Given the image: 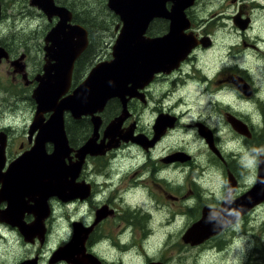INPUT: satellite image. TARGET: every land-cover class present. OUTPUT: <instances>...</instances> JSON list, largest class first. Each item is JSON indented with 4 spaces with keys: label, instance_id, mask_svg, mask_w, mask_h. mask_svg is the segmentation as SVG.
<instances>
[{
    "label": "flooded vegetation",
    "instance_id": "obj_1",
    "mask_svg": "<svg viewBox=\"0 0 264 264\" xmlns=\"http://www.w3.org/2000/svg\"><path fill=\"white\" fill-rule=\"evenodd\" d=\"M13 1L14 8H22L21 15L25 14L26 18L37 23L34 24L36 30L19 40L8 36L0 38V48L7 53V59L2 57L0 60V69L11 79H8L11 84L6 88L7 92L21 88L30 92L32 98V91L38 83L36 77L43 74L46 64L65 58L50 55L51 42L45 40L47 32L60 22L61 17L47 13L37 0ZM51 1L58 8L68 11L67 26L81 27L87 37V42L72 45V53L76 55L63 97L72 93L96 64L113 59V47L117 44L115 40L123 21L118 13L109 8L108 0L98 2V6L103 8H99L101 12L97 14L101 15L102 26L96 29L91 24V12L80 9L78 3ZM174 1H162L159 5L163 8L159 11H172ZM207 5L212 11L209 14V10L208 17L201 18L199 13ZM3 9V0H0V20ZM167 13L153 15L148 20L142 34L145 39L152 40L170 31L171 20ZM183 13V24L187 27L182 33L191 37L190 42L152 40L126 45L132 62V81L128 86H131L134 95L127 99L125 117L116 130L118 134L112 136L108 126L122 115L119 97L108 99L102 109L94 113L99 117L94 143L102 148L100 153L84 156L74 180L80 185L81 196L64 201L55 195H48L43 202L35 188L32 187V193L27 192L25 184L19 185L18 179L10 176L17 169L12 165L19 162L20 156L27 154L34 145L38 131L32 130L36 104L34 113H30L31 119L23 124L19 132L12 131L9 125H0V189L2 184H10L6 186V194H3L9 195V198L0 197V227L4 229L3 232L0 230V246L5 243L3 240H9L4 245H7V250L0 257V264L7 259L9 264H121L104 254L102 245L107 239L110 240V248L116 247L120 254L135 247L134 255L146 258L148 252L143 251V246L148 250L147 244L153 235H170L167 230L163 232L162 226L154 230L156 223L152 221L153 213L161 216L166 209L160 202L168 198L170 185L178 191V196L174 198H183L184 209L167 216L168 223L170 219L185 216L190 222L180 237L183 243L190 247L222 251L232 245L234 237L241 236L240 242H244V237L249 238V230L239 226L246 225L248 228L246 223L250 213L264 205V200L238 212L230 223L198 243L186 242L183 235L202 218L203 210H219L229 193L228 200L233 201L247 192L256 180L259 167L264 168V0H193ZM218 19L221 21L218 22ZM216 26L228 27L227 42H217L214 38L210 27ZM103 31H107L105 36L110 34L112 40L93 42L97 33ZM53 46V50L58 49ZM35 49L37 60L32 62L31 53ZM219 51L222 58L227 57L228 61H219ZM16 59L12 66L10 62ZM61 68L63 66L57 65V72H61ZM200 96L207 98L204 110ZM30 97L23 96L25 101ZM3 99L0 98V105H4ZM30 104L32 106V101ZM49 114H41L44 121ZM92 122L90 114L76 118L69 111L64 112V129L71 148L63 159L65 163L76 160L77 149L93 133ZM201 131L206 134H201ZM124 133H128L127 138H123ZM187 134L193 137L195 146L199 144L198 154L194 155L191 148L182 147L179 143L177 147L167 148V143L170 147L174 141H183ZM53 148L52 142H45L47 154ZM180 171H187L185 179L171 183L169 173L173 175V172ZM229 178L233 188L228 187ZM60 220L67 221L68 232L56 241ZM75 223L80 230L79 235L83 237L82 245L79 244L82 246L80 254L89 257L86 261L78 257L77 261H80L77 263H71L62 256L55 259V251L71 240ZM21 227L28 231L23 232ZM14 245L23 249L19 256L18 252L13 257ZM11 246L13 249L10 251ZM70 249L74 251V248ZM163 259L147 258L145 264H167Z\"/></svg>",
    "mask_w": 264,
    "mask_h": 264
},
{
    "label": "water",
    "instance_id": "obj_2",
    "mask_svg": "<svg viewBox=\"0 0 264 264\" xmlns=\"http://www.w3.org/2000/svg\"><path fill=\"white\" fill-rule=\"evenodd\" d=\"M37 1L39 6L47 10V13L57 14L61 17L60 22L47 32L45 40L51 42L49 46L51 48L50 55L56 56L55 58L61 55L63 57L65 56V58H61L52 64L47 63L43 74L36 77L38 83L31 94L36 103L32 130L38 129V131L34 139V145L30 151H27V159H20L19 162H15L12 168L17 169L11 172L12 175H9L11 177H16L19 185L22 186L25 184L27 187L25 191H30V193H32L33 188H35V190L39 192L43 202L46 201L48 195H55L61 200L66 201L70 198L81 196L79 193L81 189L80 185L75 184L74 180L79 173L84 156L87 153H100L102 148V146L98 148L100 145L94 143L97 123L99 122V117L94 115V113L101 110L108 99L119 97L122 102V115L121 117H116L108 126L110 133L113 132V134H111L112 136L114 133L118 134L116 130L119 126V122L125 117L124 112L127 110V99L134 95L131 86H128L129 82L132 81L130 77L132 62L129 58L131 56L130 53H128L130 49L127 47V44L130 45L129 42H152V40H158L160 42H164L163 40H166V42L172 40L190 42L191 37L182 33V30L187 27V24H183V10L191 4L193 0H175L172 11L168 13L159 11V9L163 8V6L159 4L165 0H108L109 8L118 13L123 21V27L115 40L117 44L113 47V59L109 62L96 64L91 68L89 74L81 84L72 93L63 97L62 94L65 93L70 82L71 66L76 55L72 53V45H76V42H80V44L82 42H87L86 32L76 25H74V27L67 26L66 21L69 19V13L66 9L58 8L51 0ZM166 13L171 20L170 31L166 35L152 40L145 39L142 34L148 20L153 15H162ZM80 44L79 46H82ZM53 45L57 46L59 50H53ZM124 47L127 49H123ZM61 49H63V51ZM2 57L7 58V53L3 48H0V60ZM17 60L18 59L12 61V64L14 65ZM57 65L63 66V68L59 70L61 72H57ZM65 111H69L76 118L81 115L90 114L93 121V133L91 137L77 149L75 154L76 160L70 163H65L63 160L64 157L68 156L69 151H71L64 129ZM46 112L50 114L44 121L41 114ZM127 134L128 133H124L125 137H123L122 134L121 136L127 138ZM201 134H206V132L201 131ZM47 141L54 144L52 152L48 154L44 150V144ZM25 161L27 162L25 163ZM23 170L25 174H23ZM34 176H36L35 180ZM7 185L10 184H2L0 197L9 198V195H3L8 191L6 189ZM229 186L233 188L231 178H229L228 181V187ZM11 187L14 189L13 186ZM11 187L9 189H11ZM229 195L230 193L227 195L226 201L222 203L219 210H203L204 213L202 218L192 224L183 235V239L186 242L194 244L202 241L230 223L238 212L250 209L256 203L264 200V168L259 167L256 180L247 192L233 201L228 200ZM99 217L100 216H98V218ZM37 224L40 225V223ZM74 227L75 229L71 240L53 254L55 259L62 256L71 263H77L80 261H77L78 257L82 260L85 258L84 261L89 257V255L83 256L80 254L82 246L80 247L79 244L82 245L83 237L79 235L80 230L77 229L76 223ZM21 230L25 232L26 228L21 227ZM70 248H74V251H71ZM149 264H161V262H151Z\"/></svg>",
    "mask_w": 264,
    "mask_h": 264
},
{
    "label": "rangeland",
    "instance_id": "obj_3",
    "mask_svg": "<svg viewBox=\"0 0 264 264\" xmlns=\"http://www.w3.org/2000/svg\"><path fill=\"white\" fill-rule=\"evenodd\" d=\"M70 1L72 4L78 3L79 8L85 11H89L90 17L95 18V21L98 23L94 25L91 24L96 28L102 26V20L100 19L101 15H97L101 11L99 10L103 8L98 6L99 0H67ZM3 18L0 20V38L9 37L10 39L19 40L24 37L27 33L31 32L32 30L35 31L34 24H37L33 21H30V18H26L25 14L21 15L20 11L22 10L21 7L14 8V1L13 0H3ZM202 9V7L199 9ZM91 10V11H90ZM210 10V12H209ZM210 5L204 7V9L199 13L201 18L205 16L208 17L211 13ZM209 12V14H208ZM28 13V12H26ZM206 14V15H205ZM216 18V17H215ZM101 20V21H100ZM221 19H218L220 22ZM213 31V36L217 40V42H224V40L229 39L228 35V27L222 28L221 26L218 27H210ZM103 32H105L103 34ZM99 32L96 35V38L93 39V42H109L112 40L113 37L110 38L109 36H105L107 31ZM103 34V35H101ZM7 37V38H8ZM14 44L24 43V45L29 44L30 42H12ZM102 44L100 45V48ZM222 51V49H219ZM219 51V61H228V58H222V53ZM222 58V59H221ZM37 60L36 58V49L31 53V61L34 62ZM1 62V61H0ZM12 65V62H10ZM219 64V63H218ZM13 66V65H12ZM10 78L6 77L3 71L0 69V98L4 97L3 104L0 105V125H9L10 129L14 132H19L22 129L23 124L30 118V113H34V102L30 97L29 93L26 90L19 88L20 90L15 89L8 91L6 88L10 87L11 82ZM27 95L30 97L28 101H25L23 96ZM201 103V108L204 110L206 108L207 98L204 96H200L199 98ZM32 101V106L30 102ZM31 119V118H30ZM224 134H221V136ZM192 138L189 134L183 137V141H174V145L169 147V143H167V148L171 149L172 146L177 147L176 145L179 143L185 147L191 148L193 154H198V146L193 144ZM198 143V142H197ZM189 145V146H188ZM194 146V147H192ZM206 155L203 156L205 158ZM21 159H27L26 153L20 156ZM27 161H25L26 163ZM254 162V159L251 161V164ZM187 171H180V172H172L169 173V179L171 183L175 180H183ZM206 175H211V173H207ZM215 177V176H214ZM202 179V178H201ZM201 179L198 181L200 182ZM244 181V180H243ZM170 193H167L168 198H165V201L159 202L165 206V210L162 212L161 216H158V213H153L152 221L156 223L153 226V229L156 230L160 229L158 226L163 227V232H167L170 234L167 236L166 234H160L159 236H152L148 242V250L143 246V251H147L146 258L142 256H135L136 253L135 247L128 248L127 252L120 254L116 247L110 248V240L107 239L106 244L102 245L105 248L104 254L111 258H114L116 261H119L121 264H145L146 259H153L158 260V258H164L167 264H263L264 258V205L257 207L253 212L250 213L248 217V228L246 225L242 227L239 226L240 229H247L249 230V238L244 237V242L239 241V236L232 238V245L228 246V248L217 251V249H205L203 247H190L188 244H185L181 240V235L184 229L190 225V222L187 221V218L181 217V219L175 217V219H170L168 223V217L174 211H181L184 209L183 198L178 197L174 198L176 195L178 196V191L173 190L170 185ZM215 190V186H214ZM138 197V192H136ZM141 199V198H140ZM140 199H137L138 201ZM132 200V199H131ZM148 205H145V207ZM183 207V208H182ZM80 210H82L80 208ZM72 211V210H71ZM182 213V212H181ZM183 214V213H182ZM167 227L165 228V226ZM0 230L3 232L4 229L0 227ZM57 235H55V239L60 240L63 236H65L68 232V223L67 221H59V224L56 228ZM157 231V230H156ZM177 237V238H176ZM176 239V242H175ZM5 243L0 246V257L3 253L7 250V245L4 246L9 242V240H3ZM1 241V242H3ZM123 241V240H120ZM172 242H175L172 245ZM145 244V243H144ZM13 249V246L10 247V251ZM30 247L27 249L29 250ZM19 252V253H18ZM23 252L22 248L15 247L13 250V257L14 255L19 256ZM12 257V256H11ZM109 262V260H107ZM9 259L4 261V264H9Z\"/></svg>",
    "mask_w": 264,
    "mask_h": 264
},
{
    "label": "trees",
    "instance_id": "obj_4",
    "mask_svg": "<svg viewBox=\"0 0 264 264\" xmlns=\"http://www.w3.org/2000/svg\"><path fill=\"white\" fill-rule=\"evenodd\" d=\"M91 22L94 23V25H97L98 23L95 21V18H91Z\"/></svg>",
    "mask_w": 264,
    "mask_h": 264
},
{
    "label": "bare ground",
    "instance_id": "obj_5",
    "mask_svg": "<svg viewBox=\"0 0 264 264\" xmlns=\"http://www.w3.org/2000/svg\"><path fill=\"white\" fill-rule=\"evenodd\" d=\"M28 168V167H27Z\"/></svg>",
    "mask_w": 264,
    "mask_h": 264
}]
</instances>
